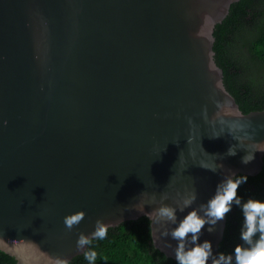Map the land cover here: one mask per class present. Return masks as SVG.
<instances>
[{
  "label": "water",
  "instance_id": "95a60500",
  "mask_svg": "<svg viewBox=\"0 0 264 264\" xmlns=\"http://www.w3.org/2000/svg\"><path fill=\"white\" fill-rule=\"evenodd\" d=\"M237 1L0 0L1 251L69 262L97 219L114 227L195 191L179 220L225 176L261 170L264 153L241 158L264 142V109L240 110L214 58V27ZM239 124L252 139L227 156ZM149 221L153 246L175 260L177 242L160 235L175 225ZM225 224L199 237L214 254Z\"/></svg>",
  "mask_w": 264,
  "mask_h": 264
},
{
  "label": "trees",
  "instance_id": "16d2710c",
  "mask_svg": "<svg viewBox=\"0 0 264 264\" xmlns=\"http://www.w3.org/2000/svg\"><path fill=\"white\" fill-rule=\"evenodd\" d=\"M214 58L223 71V83L240 110L248 113L264 109V0H238L230 5L226 17L214 27ZM240 185L242 202L249 198L264 201V156L261 170ZM243 216L233 205L218 251L231 253L239 238ZM255 239V238H254ZM89 249L96 251L95 264H176L157 250L151 240L150 221L146 216L108 227L104 240H93ZM88 250V249H85ZM0 264H16L13 256L0 250ZM68 264H88L83 253Z\"/></svg>",
  "mask_w": 264,
  "mask_h": 264
},
{
  "label": "clouds",
  "instance_id": "9594fccd",
  "mask_svg": "<svg viewBox=\"0 0 264 264\" xmlns=\"http://www.w3.org/2000/svg\"><path fill=\"white\" fill-rule=\"evenodd\" d=\"M5 124L7 121L4 122ZM248 124H239L238 131L243 132V136L233 135V139L238 141L237 145H230L227 156L236 155V149L243 145L245 140H251L252 136L248 133ZM229 134H232L231 131ZM212 138H218L214 136ZM247 154L241 158V163L248 164L254 159V153H264V142L251 143L244 147ZM200 167L209 169L208 166L201 163ZM247 181L246 176H237L231 173L216 186L214 194L205 202L199 205V211L191 208L182 219H177V209L183 212L185 208H190L196 200L195 191L190 192L182 200V205L173 208L166 204H160L151 213H144L148 219L154 223H171L175 227L165 229L160 233L161 236H170L175 240L174 256L176 264H264V201L249 198L246 201L238 196V189L241 184ZM168 198L167 193H163L161 200ZM153 202L155 198L153 197ZM240 208L243 222L240 228L239 238L242 243L235 245L231 253H213L212 244L208 240L199 242L202 229L205 225L215 226L219 221L232 210V206ZM137 210L144 212L143 205ZM203 212V215L200 214ZM85 217L84 211H76L66 215L63 223L67 230L71 231L78 226ZM109 225L97 219L95 221L94 231L90 235L80 233L76 241L78 250H83L84 259L88 264H95L97 253L88 248L93 240H104L108 235ZM210 233L214 231L213 227L207 229ZM255 238V239H254ZM171 247L170 244L166 245ZM88 249V250H85ZM54 264H68V259L57 257Z\"/></svg>",
  "mask_w": 264,
  "mask_h": 264
}]
</instances>
